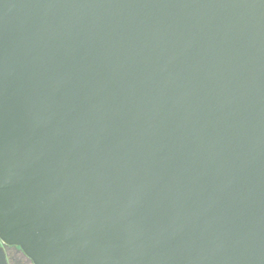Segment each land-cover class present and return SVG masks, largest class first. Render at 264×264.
<instances>
[{
    "label": "water",
    "instance_id": "water-1",
    "mask_svg": "<svg viewBox=\"0 0 264 264\" xmlns=\"http://www.w3.org/2000/svg\"><path fill=\"white\" fill-rule=\"evenodd\" d=\"M0 240L264 264V0H0Z\"/></svg>",
    "mask_w": 264,
    "mask_h": 264
},
{
    "label": "flooded vegetation",
    "instance_id": "flooded-vegetation-1",
    "mask_svg": "<svg viewBox=\"0 0 264 264\" xmlns=\"http://www.w3.org/2000/svg\"><path fill=\"white\" fill-rule=\"evenodd\" d=\"M0 246L5 250L8 264H34L19 246L4 244L1 240Z\"/></svg>",
    "mask_w": 264,
    "mask_h": 264
}]
</instances>
